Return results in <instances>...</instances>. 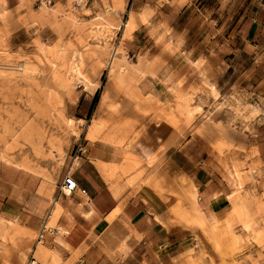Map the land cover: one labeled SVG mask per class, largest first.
Instances as JSON below:
<instances>
[{
  "label": "rangeland",
  "instance_id": "374dc122",
  "mask_svg": "<svg viewBox=\"0 0 264 264\" xmlns=\"http://www.w3.org/2000/svg\"><path fill=\"white\" fill-rule=\"evenodd\" d=\"M262 3L0 0V264H26L30 253L54 264L44 244L33 251L37 231L24 221H41L64 195L60 177L85 131L117 147V162H100L108 179L146 181L197 204L184 155L171 169L165 144L148 150L137 122L113 99L140 98L138 77L163 61L145 52L151 45L155 51V40L170 54L183 36L185 59L170 62L175 100L157 102L160 116L194 160L207 157L203 148L210 143L234 181L223 219L211 215L210 228L202 226L224 264H264V118H255L264 116V38L253 34L251 22ZM110 186L114 193L121 188L114 180Z\"/></svg>",
  "mask_w": 264,
  "mask_h": 264
},
{
  "label": "crops",
  "instance_id": "0c3cea01",
  "mask_svg": "<svg viewBox=\"0 0 264 264\" xmlns=\"http://www.w3.org/2000/svg\"><path fill=\"white\" fill-rule=\"evenodd\" d=\"M262 5L264 7V3ZM251 22L257 30H253V34L260 33L259 37L264 38V10L256 11ZM182 38L170 54L162 42L158 44L155 40V51H150L151 45L145 52L150 58L158 55L163 61L138 77L136 86L140 98L113 99L125 116L137 122L135 128L141 130L142 142L148 150L157 151L161 143L165 144L163 155L171 169L176 170L180 164L178 155H184L181 166L196 185L197 204L188 195H178L146 181L131 184L123 178L108 179L100 162L108 167L117 162V147L99 137L89 139L85 131L83 143L80 141L83 151L74 157L73 150L60 177L61 180L70 165L79 187L85 192L78 189L54 200L49 211L57 210L54 225L45 229L41 241L54 264H224L219 249L202 226L210 228L211 215L223 219L229 206L230 183L234 181L222 170L223 160L213 157L215 150L210 143L204 146L208 155L201 161L194 160L188 147L185 150L178 147L175 143L178 130L160 116L161 109L157 106V102L167 104L175 100L170 82L175 78L176 67L170 62L179 55L185 59L182 53L187 50L183 48L187 37ZM194 49L192 46L188 51ZM140 52L141 49L137 53ZM195 60L196 57L191 59ZM168 77L171 80H166ZM255 118L264 116L258 113ZM148 168L154 167L149 165ZM112 180L121 186L118 193L110 186ZM47 218L50 217L41 221L25 218L24 225L38 231ZM36 248L35 244L33 251Z\"/></svg>",
  "mask_w": 264,
  "mask_h": 264
},
{
  "label": "built area",
  "instance_id": "2783aa9c",
  "mask_svg": "<svg viewBox=\"0 0 264 264\" xmlns=\"http://www.w3.org/2000/svg\"><path fill=\"white\" fill-rule=\"evenodd\" d=\"M79 151H83L80 141L76 144V147L74 149V153H73L74 157H76L78 155ZM78 189L82 192H85L84 188L79 187L78 182H77L76 178L74 177V175L71 171V166L69 165L62 175V178H61V181L59 184V192L67 194V193H71V192L78 190ZM47 227L48 226H46V222H44L41 225V227L39 228V230L36 233V242L43 240L44 231ZM36 242H35V244H36ZM27 264H43V261H40L39 259H37L33 255V253H30V255L27 258Z\"/></svg>",
  "mask_w": 264,
  "mask_h": 264
},
{
  "label": "bare ground",
  "instance_id": "6f19581e",
  "mask_svg": "<svg viewBox=\"0 0 264 264\" xmlns=\"http://www.w3.org/2000/svg\"><path fill=\"white\" fill-rule=\"evenodd\" d=\"M50 215V216H49ZM47 217H51V213H49L47 215ZM48 220V221H47ZM47 220L45 221L46 222V226H48V222L50 221V218H47ZM39 244H42L41 241L39 242H36V245L39 246ZM32 251V250H31ZM26 264H27V258H26ZM44 264V263H43Z\"/></svg>",
  "mask_w": 264,
  "mask_h": 264
},
{
  "label": "trees",
  "instance_id": "16d2710c",
  "mask_svg": "<svg viewBox=\"0 0 264 264\" xmlns=\"http://www.w3.org/2000/svg\"><path fill=\"white\" fill-rule=\"evenodd\" d=\"M96 97H97V95L94 96V98H93V100H92V102H91V104H90V108H89V112H88V113L91 112V110H92V108H93V106H94V104H95V102H96V100H97Z\"/></svg>",
  "mask_w": 264,
  "mask_h": 264
}]
</instances>
